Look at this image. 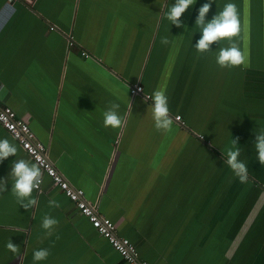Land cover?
<instances>
[{
	"label": "crops",
	"instance_id": "obj_1",
	"mask_svg": "<svg viewBox=\"0 0 264 264\" xmlns=\"http://www.w3.org/2000/svg\"><path fill=\"white\" fill-rule=\"evenodd\" d=\"M207 2L189 6L177 27L166 17L175 0H0V98L148 264H231L228 247L236 242L238 250L256 234L258 254L237 264H264V165L255 149L264 131V0H214L206 14L210 21L236 5L240 33L231 39L246 62L230 68L216 63L228 38L203 54L195 48L197 13ZM203 77L209 82L200 89ZM138 82L167 96L170 131L155 128L150 101L131 96L129 85ZM112 104L120 106V128L104 126ZM5 138L17 153L0 163L7 181L0 264H127L42 171L36 205L20 206L11 165L34 162L0 124ZM234 147L248 169L245 183L226 163ZM46 215L58 221L51 236L42 227ZM10 241L17 253L7 249ZM42 248L48 257L34 261Z\"/></svg>",
	"mask_w": 264,
	"mask_h": 264
},
{
	"label": "clouds",
	"instance_id": "obj_2",
	"mask_svg": "<svg viewBox=\"0 0 264 264\" xmlns=\"http://www.w3.org/2000/svg\"><path fill=\"white\" fill-rule=\"evenodd\" d=\"M214 0H208L198 10V16L195 24L199 27L201 38L196 42L195 48L201 54L210 51V46L222 39H229L228 47H221L216 55V63L221 68H230L239 66L246 62V55L240 50L238 44L231 38L237 37L240 33V21L235 4L228 3L223 10L217 13L210 21H206V14L210 11ZM195 0H175L168 10L166 17L172 24L177 27L181 26L180 18L182 14L193 5ZM162 44H167V38H163ZM151 116L154 121L155 128L162 131H170L172 119L169 115L168 98L163 91H154L150 97ZM119 104H112L103 113V123L105 127L120 128L122 126V117L118 113ZM233 146L237 145V140L232 139ZM255 149L257 152V160L264 165V131L255 136ZM17 148L11 144L7 138L0 140V163L9 156H15ZM240 150L238 147L230 148L227 151L226 163L233 171L234 175L245 183L248 180V169L246 164L239 160ZM10 177L14 183L12 184V192L21 207L28 210L36 205L37 201L32 199L34 189H39L41 184V168L35 163H29L24 159L13 161L11 165ZM6 180H0V192H5ZM50 207H59L55 200L49 201ZM58 221L50 216H45L42 221V227L47 230L48 236L52 235V229ZM7 249L12 253L18 252V246L11 241L6 245ZM49 255L48 249H38L33 252V260H45Z\"/></svg>",
	"mask_w": 264,
	"mask_h": 264
},
{
	"label": "built area",
	"instance_id": "obj_3",
	"mask_svg": "<svg viewBox=\"0 0 264 264\" xmlns=\"http://www.w3.org/2000/svg\"><path fill=\"white\" fill-rule=\"evenodd\" d=\"M11 1L14 0H8V2ZM23 1L31 5L34 2V0ZM50 29H54V27L51 26ZM66 38L68 47L76 44L71 35H67ZM81 55L89 57V53L85 50H81ZM129 92L132 97H142L145 100H150V96L144 94V87L139 82L130 84ZM173 119L180 124H184L181 120V115H174ZM0 124L19 143L20 147L31 157L33 162L41 168V171L50 177L52 184L66 195L79 212L87 218L93 229L108 241L127 264H148L140 259L136 246L129 238L117 234L115 222L100 214L95 205L85 199L84 191L81 188L74 187L57 170L48 157L45 144L36 138L29 124L17 116L16 112L2 98H0Z\"/></svg>",
	"mask_w": 264,
	"mask_h": 264
},
{
	"label": "rangeland",
	"instance_id": "obj_4",
	"mask_svg": "<svg viewBox=\"0 0 264 264\" xmlns=\"http://www.w3.org/2000/svg\"><path fill=\"white\" fill-rule=\"evenodd\" d=\"M199 1L200 0H195V3L193 4V6L194 7H198L199 6ZM198 14V13H197ZM198 16V15H197ZM203 82L201 83V86H200V89L202 88V86L205 84V83H207V82H209L208 81V77H203ZM198 88H199V85H198ZM202 91V90H201ZM144 94L145 95H149L150 97L152 96V94H153V92L152 91H148V92H144ZM142 98V97H141ZM146 101H150L151 103H152V101H151V99L150 100H146ZM256 210H258V208L257 209H255V211ZM264 211V210H263ZM219 226V225H218ZM247 230V229H246ZM246 230L244 231V228H241V232H243V233H245L246 232ZM243 233H240V234H243ZM263 238L261 237V236H259L258 234H256V235H253V236H250V237H248L247 239H246V242H244L245 243V245H242L238 250H237V246L238 245H236V242H234V243H232L229 247H228V249H229V256H227V258H228V260L229 261H233V262H231V264H237V262H240V260L239 259H241L243 256H249V254H255V253H257L258 254V249L260 248V246H261V242H256V241H254V240H262ZM234 247V249L232 250V248ZM237 250V251H236ZM231 257H233V260H231ZM230 258V259H229ZM249 259H251V256H249ZM257 259H258V255H257ZM251 260H249V261H247V263H249ZM256 263H257V261H256ZM252 264V263H251Z\"/></svg>",
	"mask_w": 264,
	"mask_h": 264
}]
</instances>
